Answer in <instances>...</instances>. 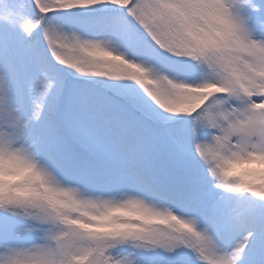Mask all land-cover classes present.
<instances>
[{
    "label": "snow or ice",
    "instance_id": "6c2138e0",
    "mask_svg": "<svg viewBox=\"0 0 264 264\" xmlns=\"http://www.w3.org/2000/svg\"><path fill=\"white\" fill-rule=\"evenodd\" d=\"M0 264H264V0H0Z\"/></svg>",
    "mask_w": 264,
    "mask_h": 264
},
{
    "label": "rangeland",
    "instance_id": "374dc122",
    "mask_svg": "<svg viewBox=\"0 0 264 264\" xmlns=\"http://www.w3.org/2000/svg\"><path fill=\"white\" fill-rule=\"evenodd\" d=\"M253 166H255V165H253Z\"/></svg>",
    "mask_w": 264,
    "mask_h": 264
}]
</instances>
